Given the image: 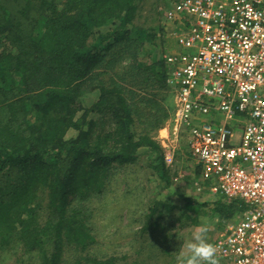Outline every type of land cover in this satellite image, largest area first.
I'll return each instance as SVG.
<instances>
[{"label": "trees", "instance_id": "16d2710c", "mask_svg": "<svg viewBox=\"0 0 264 264\" xmlns=\"http://www.w3.org/2000/svg\"><path fill=\"white\" fill-rule=\"evenodd\" d=\"M146 2L0 0V255L13 251L14 264H179L159 203L135 255L95 253V204L108 205L118 169L145 154L169 182L155 135L171 116L168 68L142 60L164 28L144 24ZM247 207L225 197L214 212L229 220Z\"/></svg>", "mask_w": 264, "mask_h": 264}, {"label": "built area", "instance_id": "2783aa9c", "mask_svg": "<svg viewBox=\"0 0 264 264\" xmlns=\"http://www.w3.org/2000/svg\"><path fill=\"white\" fill-rule=\"evenodd\" d=\"M164 20L175 122L212 192L249 206L213 241L219 264H264V0H175Z\"/></svg>", "mask_w": 264, "mask_h": 264}, {"label": "rangeland", "instance_id": "374dc122", "mask_svg": "<svg viewBox=\"0 0 264 264\" xmlns=\"http://www.w3.org/2000/svg\"><path fill=\"white\" fill-rule=\"evenodd\" d=\"M173 2L175 0H147L145 3L142 11L144 24L161 25L164 31L161 36L158 35L157 43H146L142 60L162 58L165 53L175 49V41L167 33L168 27L163 18L164 10ZM112 28L110 25L103 30L105 32ZM166 91L168 98L163 100V104L171 112V116L155 135L165 153L169 182L156 172L149 171L145 154L139 156L135 168L132 166L125 170L118 169L110 183L108 205L99 210L100 203L95 204L97 210L94 221L99 240L95 253L100 256L135 255L138 252L145 216L150 207L158 203V209L163 210L160 220L180 240V252L186 251L184 245L203 222H210L208 239L213 243L229 223L243 215L223 220L219 213L214 212L217 201L225 200V197L214 194L211 184L201 177V168L189 148L186 134L175 122V92L170 86ZM89 118L99 124L102 121L98 113H90ZM75 133L73 131L70 135ZM241 133L242 130H236V141ZM190 198L203 202L201 208L190 205ZM248 208L249 206L246 210ZM15 261L16 255L13 251H5L0 255V264H14Z\"/></svg>", "mask_w": 264, "mask_h": 264}, {"label": "clouds", "instance_id": "9594fccd", "mask_svg": "<svg viewBox=\"0 0 264 264\" xmlns=\"http://www.w3.org/2000/svg\"><path fill=\"white\" fill-rule=\"evenodd\" d=\"M210 222H203L179 253V264H219L215 245L208 239Z\"/></svg>", "mask_w": 264, "mask_h": 264}, {"label": "crops", "instance_id": "0c3cea01", "mask_svg": "<svg viewBox=\"0 0 264 264\" xmlns=\"http://www.w3.org/2000/svg\"><path fill=\"white\" fill-rule=\"evenodd\" d=\"M165 11V10H164ZM163 18H164V13H163ZM167 27H168V25H167ZM167 29V33L170 35V37H173V39H174V41H175V49L173 50V51H169V52H167V53H171V52H174V51H176L177 50V43H176V39H175V37L172 35V31H171V29L172 28H166ZM166 54V53H165ZM164 57V56H163ZM167 68H168V66H167ZM168 83V82H167ZM169 85V84H168ZM233 126H234V129H235V133H236V130H242V126L241 125H239V124H237V123H234L233 122ZM243 131V130H242ZM242 134V133H241ZM241 137V135L238 137V139L237 140H239V138Z\"/></svg>", "mask_w": 264, "mask_h": 264}]
</instances>
